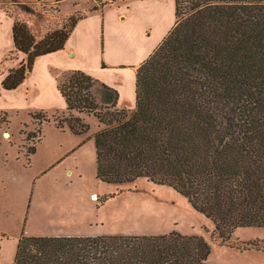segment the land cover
<instances>
[{
	"label": "trees",
	"instance_id": "obj_1",
	"mask_svg": "<svg viewBox=\"0 0 264 264\" xmlns=\"http://www.w3.org/2000/svg\"><path fill=\"white\" fill-rule=\"evenodd\" d=\"M15 2L28 10L29 3ZM82 16L68 14V26L38 39L14 15L15 46L26 60L10 69L2 87L18 88L39 56L63 49ZM97 85L108 105L99 103ZM58 88L69 113L58 126L89 132L75 111L102 125L93 135L102 182L147 178L174 188L230 247L237 246L231 241L237 228L264 227V0H176L174 26L138 69L134 109L120 108L118 91L83 70L62 72ZM3 115L0 128L10 123ZM37 133L40 141L42 129ZM262 242L243 243L263 250ZM211 253L204 236L176 230L88 236L23 230L13 264H209Z\"/></svg>",
	"mask_w": 264,
	"mask_h": 264
},
{
	"label": "rangeland",
	"instance_id": "obj_2",
	"mask_svg": "<svg viewBox=\"0 0 264 264\" xmlns=\"http://www.w3.org/2000/svg\"><path fill=\"white\" fill-rule=\"evenodd\" d=\"M87 2L92 0H66L62 4L63 9L58 3L46 0L29 3L28 10L18 7L15 0H0V5L11 16L17 15L25 20L39 39L48 32L68 26L67 12L75 4L85 7ZM83 10L76 12L83 14ZM22 55L15 49L0 58V65L3 68L11 67L19 63ZM57 72L59 76L62 74V71ZM35 88L4 93L0 81V110L7 111V115L3 116L10 120L0 128V264L13 262L17 239L22 231L31 235L27 226L31 231L59 229L54 223H49L50 211L54 213L56 208L73 203L85 204V194L90 204L97 207L113 198L101 211L111 218L104 219L105 226H101L110 234L149 235L176 230L204 236L211 243L212 250L214 248L211 264L263 262L264 255L261 260H254L251 257L253 254L236 256L230 249L219 248L220 245H229L220 243V239L213 234L214 224L211 220L196 211L186 197L170 186L154 183L147 178L120 184L102 182L97 178V160L93 149L85 148L80 152L78 173H82V177L78 173H67L66 168L71 166L73 158L66 157L63 161L60 158L76 144L77 138H74L76 134L70 131L68 125L62 128L58 122L69 114L48 110L50 99ZM95 93L100 104L108 105L103 101L104 91L100 85L95 87ZM34 114H38L37 118H34ZM87 122L94 133L102 127L93 114L88 115ZM39 129H42L40 141ZM37 141V151L29 160L28 149ZM92 193H97L98 198L92 199ZM112 193L114 196L105 199L106 195ZM80 208L78 205V211ZM1 232L6 234L5 238ZM237 235L264 240V228H239ZM232 237L231 241L237 245L235 248L245 250L248 247L243 241L235 240L234 234Z\"/></svg>",
	"mask_w": 264,
	"mask_h": 264
},
{
	"label": "crops",
	"instance_id": "obj_3",
	"mask_svg": "<svg viewBox=\"0 0 264 264\" xmlns=\"http://www.w3.org/2000/svg\"><path fill=\"white\" fill-rule=\"evenodd\" d=\"M34 1L36 0H22L23 3ZM46 1L54 3L56 0ZM65 1L62 0L59 4L61 8ZM98 1L87 2L85 7L81 6V4H73L74 7L72 6L67 13L72 14L78 9H85L82 12L84 16L77 21L65 47L39 56L35 61L33 71L28 74L23 84L13 90H7L2 87L4 93L6 91L17 92L22 89L28 90L36 87L35 89L38 88L40 90V94L43 93L45 98L50 99L48 110L69 114L67 112L68 104L66 98L58 88L60 76L57 71L83 70L118 91V106L120 108L134 109L137 101L136 82L138 69L161 44L174 26L176 21V0H101L103 5L99 8H94ZM13 25V16L0 7V58L17 49L13 36ZM22 54L19 63L26 58V54L23 52ZM19 63L11 65V67L4 66V68L0 65L2 68V70L0 68L1 85L2 79L8 74L10 69L18 66ZM74 113L84 117L86 121L88 120L89 114L77 111ZM67 129L68 131L70 130L69 128ZM75 134L74 138H77L76 144L66 150V155L60 158V161H63L66 157L73 158L71 166L66 168L67 173L70 172L71 174L78 173L80 169L78 158L80 152L84 151L85 148L93 149L94 157L97 160L96 144L93 138L94 132ZM78 174L79 177H82V173L79 172ZM85 196V204L73 203L72 205L56 208L54 213L50 211L48 214L51 219L49 223H54L55 227L59 229L53 231H31L27 226L28 232L31 235L54 236L110 234L111 232L107 231V229L101 228L104 225V219L110 218V216L107 213H101V211L103 206L110 204L113 198L107 200L106 204L97 207L96 205L93 206L92 203L90 204L87 194ZM78 205L81 207L79 211ZM239 228L234 232L235 238L243 242L254 239L249 236L237 235ZM2 234L5 238L6 234ZM18 241L19 238L17 239V244ZM219 248L230 249L236 256L253 254L251 257L254 260H261L264 255V250L255 248L241 250L221 245ZM213 250L208 260L209 264L212 261ZM15 255L16 252L14 259ZM258 264H264V260Z\"/></svg>",
	"mask_w": 264,
	"mask_h": 264
},
{
	"label": "bare ground",
	"instance_id": "obj_4",
	"mask_svg": "<svg viewBox=\"0 0 264 264\" xmlns=\"http://www.w3.org/2000/svg\"><path fill=\"white\" fill-rule=\"evenodd\" d=\"M97 198H98L97 193H92V199H97Z\"/></svg>",
	"mask_w": 264,
	"mask_h": 264
}]
</instances>
